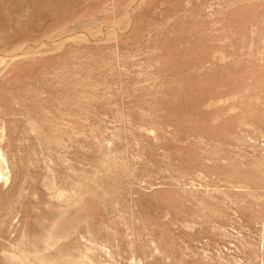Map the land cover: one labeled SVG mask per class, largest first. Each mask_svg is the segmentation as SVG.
Returning <instances> with one entry per match:
<instances>
[{"label":"rangeland","instance_id":"obj_1","mask_svg":"<svg viewBox=\"0 0 264 264\" xmlns=\"http://www.w3.org/2000/svg\"><path fill=\"white\" fill-rule=\"evenodd\" d=\"M0 264H264V0H0Z\"/></svg>","mask_w":264,"mask_h":264}]
</instances>
